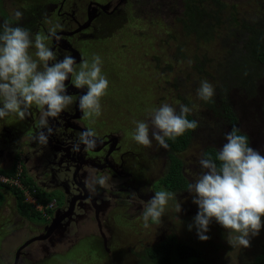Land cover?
I'll use <instances>...</instances> for the list:
<instances>
[{"label": "rangeland", "instance_id": "1", "mask_svg": "<svg viewBox=\"0 0 264 264\" xmlns=\"http://www.w3.org/2000/svg\"><path fill=\"white\" fill-rule=\"evenodd\" d=\"M185 1L1 0L10 21L0 16V169L19 160L24 127L33 143L42 146L44 135L59 151L43 130L54 111L55 139L64 147L47 169L26 159L30 180L48 173L38 186L48 202L55 200L49 219L29 222L0 189V264H11L20 247L18 264H140L145 249L171 237L199 250L208 264H251L260 252L264 185L217 175L203 153L214 147L227 156L232 133L241 134L249 141L242 164L264 172V78L253 98L228 85L233 129L204 104L203 94L217 100L229 83L228 58L243 50L230 21L259 23L264 30V0H220L223 24L209 41L184 33L178 19ZM202 7L215 9L210 0ZM65 111L77 118L70 119L71 130ZM184 112L197 129L177 154L186 186L173 193L159 182L167 162L164 139ZM73 156L76 166L82 161L94 208L79 202L74 234H65L63 222L48 240L29 242L67 210L71 193H81L57 176Z\"/></svg>", "mask_w": 264, "mask_h": 264}, {"label": "trees", "instance_id": "2", "mask_svg": "<svg viewBox=\"0 0 264 264\" xmlns=\"http://www.w3.org/2000/svg\"><path fill=\"white\" fill-rule=\"evenodd\" d=\"M205 0H186L184 4L181 22L184 33L194 34L197 41H209L212 32L218 25L223 24L221 13L226 9V4L220 0H210L213 11H206L202 7ZM0 15L3 19L10 21L0 0ZM229 26L232 27L238 35L235 37L241 39L242 49L232 54L228 60V84H225L217 100L211 95L203 94L204 104L214 113H218L224 118L228 125L233 129L236 127L237 119L233 108L228 103V85L237 86L242 90L246 97L253 98L256 94L257 84L264 78V30L259 23L249 25L246 21H239L234 17ZM232 22V23H231ZM233 30V31H234ZM249 34L246 38H240L243 34ZM238 39L236 40V42ZM260 66L262 69L258 68ZM201 73V72H200ZM233 81V82H232ZM221 105H219V103ZM179 127L176 132L165 137L164 142L167 147V165L163 176L160 178V184L168 191L177 193L186 186V179L182 175V163L178 153L183 152L197 129V123L186 112L178 116ZM233 147L231 153L227 156H221L214 147H208L204 153V159L210 163L215 173L221 177H229L236 180L239 184L254 183L260 187L264 185V172L257 166L244 165L241 162L243 154L249 147V141L241 134L232 133ZM14 164L8 170L0 169V173L11 177L15 173ZM22 169L23 185L30 190L39 203L46 205L48 195H46L35 183L25 176ZM7 189L15 200L17 213L28 220H43L41 215L33 207L25 202L22 191L15 187H9L0 184V189ZM52 211H48L51 214ZM178 258V259H175ZM150 264H208L202 257L199 250L191 246L180 243L174 237L165 239L161 243L147 248L143 251L141 262ZM191 261L190 263H188ZM251 264H264V244L261 245L260 252L254 257Z\"/></svg>", "mask_w": 264, "mask_h": 264}, {"label": "flooded vegetation", "instance_id": "3", "mask_svg": "<svg viewBox=\"0 0 264 264\" xmlns=\"http://www.w3.org/2000/svg\"><path fill=\"white\" fill-rule=\"evenodd\" d=\"M1 16V15H0ZM57 90H58V88H57ZM53 92H55V94L54 95H56V96H59V94L60 95H62V96H64V93H59V92H56L55 91V89L53 90ZM69 93H70V90H69ZM69 93H66V96H68L69 95ZM48 99H49V97H48ZM50 100V99H49ZM50 104H51V102H50ZM50 104L48 105V108H49V110H48V112H49V115H50ZM57 111H62V110H60V109H58ZM46 110L44 111V113L46 114V113H48ZM56 111H54L53 112V114H52V116H50V119H47L46 120V122L48 121L49 122V124H51V125H46V127L45 126H43V130L45 129L47 132H48V135L51 137V139H53V140H51V142H52V144L55 146V147H57V149L59 150L58 152H54V150H53V147L50 145V144H46L45 142H47V140L48 139H46L45 137H44V135H40L39 137L41 138V141H42V146H41V144L40 145H37L38 144V141H36L35 140V142L34 143H31V146L34 148V154H33V156H30V157H28L27 158V162H30V164H34L35 162H38L39 164H42V163H44L43 164V169H47L49 166H51V164H52V161H51V159H52V154L53 153H56V154H61V152H62V147H64L63 145H62V140H56L55 138H56V136H55V132H58L57 130H60V126H57V124H58V122H59V120H55V113ZM65 114H66V116H67V119H69V121H71V122H67V126L69 127V128H67L66 130H71L70 128L72 127V120H70V119H73V120H77V118H76V116L75 117H72V116H70V114H69V112H67V111H65ZM47 118V117H46ZM73 127H76L75 129H76V131H78V129H79V126H73ZM4 129H6V128H4ZM3 129V130H4ZM25 129V131L27 130L25 127L23 128V130ZM62 129V128H61ZM5 131H7V130H5ZM12 131H14V130H12ZM24 132L22 131V134H23ZM8 135L6 134L5 135V137H6V143L8 142H10L12 139H9V137H7ZM44 138V139H43ZM8 139V140H7ZM19 141H20V143H22V144H18L19 145V148H18V150H17V152H16V154H17V156H19V157H21L20 155H21V152H22V145H24L23 143H25V142H22L20 139H19ZM14 146V145H13ZM42 147V148H39V147ZM23 151L25 152L26 151V149H23ZM2 151H0V157L2 156ZM39 153H44V156H45V154H46V156L45 157H42V156H40V157H38L37 155H39ZM37 156V157H36ZM75 156V155H74ZM73 156V160H72V163L70 164V165H72V166H70V165H68V168H66V170H64V169H62V167H60V169L58 168L57 169V172H58V177L60 178V180H61V182H62V180L64 179V178H66L67 180H70L71 181V185H73L77 190H80L81 191V193H79L78 194V192H74V193H71V198L69 199V202H68V206H67V210L65 211V212H63L62 214H64V213H66L67 211H68V209L70 208V205H71V202H73V208H72V212H71V214L68 216V217H66V218H64L60 223H59V225L58 226H60V224H62L63 222H64V226H63V228H64V231H65V234H74L73 232H72V228H74L75 226L73 225L74 224V220H73V218H74V216H76V213L78 212V211H82V210H80V208H82V206L79 204V202H82V203H86V204H88L89 203V205H91L93 208H94V205H95V202H94V200H93V196L91 195V192L87 189L88 188V184L87 183H85V180H86V177H85V172L82 174L81 172H82V170H83V168H84V166L82 165V161L81 162H77L78 164H77V166H76V164H75V162H76V157H74ZM60 162L62 163L63 162V160H60ZM18 163H21L22 165H21V167H22V169L25 171V172H28V168H26L25 167V159H24V161L23 160H20V158H19V160H17L16 161V163H15V165L16 164H18ZM166 165H167V162H166ZM57 166V165H56ZM71 169V170H70ZM165 170H166V167H165ZM165 172V171H164ZM46 176V175H48V173H47V171H42L41 172V174H34L33 175V179H32V181L35 183V185L38 187V188H40L39 186H38V184H40L41 182V176ZM59 182H57V184H58ZM61 186H64V183L62 184H60ZM68 185H70V182H68ZM70 185V186H71ZM70 186H68V187H70ZM62 188V187H61ZM66 191V194H67V191H70V190H68V189H65ZM79 198V199H78ZM77 207H78V209H77ZM89 212V211H88ZM72 217V220H70V221H66L67 219H69V218H71ZM58 226L56 227V228H58ZM56 228L54 229V231L56 230ZM48 230V229H47ZM53 231V232H54ZM47 232V231H46ZM53 232L47 237V238H45V239H39V240H35V241H32V242H36V241H43V240H48V238H50L51 236H52V234H53ZM45 235H46V233H45ZM45 235H43V236H40V237H44ZM33 238H39V237H33ZM32 238V239H33ZM23 247H20V248H18V250L16 251V254H15V256H14V261L11 263V264H18L19 263V261L21 262V260H20V254H21V252H22V249ZM37 257H40V256H37ZM23 260V259H22ZM27 260V259H26ZM29 261V260H28Z\"/></svg>", "mask_w": 264, "mask_h": 264}, {"label": "built area", "instance_id": "4", "mask_svg": "<svg viewBox=\"0 0 264 264\" xmlns=\"http://www.w3.org/2000/svg\"><path fill=\"white\" fill-rule=\"evenodd\" d=\"M22 182L23 177L21 165L16 164L15 173L11 177H7L4 174L0 173V184L18 188L20 191L23 192L25 202L30 204L33 209L41 215L43 219H49L50 214L48 213V211H53L55 200H53L52 202H48L46 205L39 203L36 197L32 194L34 193V190L33 192H31L23 185Z\"/></svg>", "mask_w": 264, "mask_h": 264}, {"label": "water", "instance_id": "5", "mask_svg": "<svg viewBox=\"0 0 264 264\" xmlns=\"http://www.w3.org/2000/svg\"><path fill=\"white\" fill-rule=\"evenodd\" d=\"M79 199V198H78ZM72 208H73V202H71L70 208L68 209V211L64 214H59L57 216H55V218H53L52 222L50 223L48 230L46 232V235L44 237H39V238H33L31 241H35V240H39V239H45L47 238L53 231L54 229L59 225V223L66 217H68L71 212H72ZM29 242H26L23 246H26L29 244Z\"/></svg>", "mask_w": 264, "mask_h": 264}, {"label": "crops", "instance_id": "6", "mask_svg": "<svg viewBox=\"0 0 264 264\" xmlns=\"http://www.w3.org/2000/svg\"><path fill=\"white\" fill-rule=\"evenodd\" d=\"M23 132L25 133V129L23 130ZM21 134V135H23L24 137H26V140L23 138L21 141L22 142H25V143H23L24 145H22L21 147H22V152H21V157H20V160H23L24 161V159H25V167L27 168V162H26V159L28 158V157H30V156H33V154H34V148L31 146V143H33V139L32 138H30L31 136L30 135H32L31 134V132L29 131L28 132V134L26 135V134ZM23 149H28V150H26L25 152L23 151Z\"/></svg>", "mask_w": 264, "mask_h": 264}]
</instances>
